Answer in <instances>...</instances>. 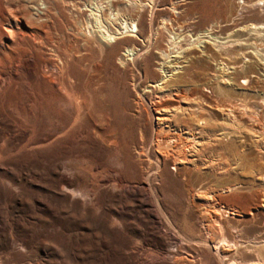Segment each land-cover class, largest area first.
<instances>
[{"label":"rangeland","instance_id":"1","mask_svg":"<svg viewBox=\"0 0 264 264\" xmlns=\"http://www.w3.org/2000/svg\"><path fill=\"white\" fill-rule=\"evenodd\" d=\"M231 263L264 264V0H0V264Z\"/></svg>","mask_w":264,"mask_h":264},{"label":"bare ground","instance_id":"2","mask_svg":"<svg viewBox=\"0 0 264 264\" xmlns=\"http://www.w3.org/2000/svg\"><path fill=\"white\" fill-rule=\"evenodd\" d=\"M129 24H127V25H125L124 26V34L125 33H138L140 30H139V28H138V26L136 25V23H132L131 25H129ZM121 32V31H120ZM123 33H121V34H123ZM119 34V33H118ZM105 36V39H106V41H115L117 38H116V36H117V34H111V33H109V32H107L106 33V35H104ZM134 37V36H133ZM173 39H177V38H173ZM172 39V40H173ZM133 50H130V49H128L127 50V52L125 53V55H127V56H132L133 55ZM134 56V55H133ZM164 56V55H163ZM135 57V56H134ZM170 57V56H169ZM165 58V57H164ZM167 59V58H166ZM170 59V58H169ZM169 59H167V60H169ZM165 63H167L166 62V60H165ZM178 68H180V67H178V66H176V67H174V69H178ZM165 75L162 77V78H160V80L159 81H157V82H155L154 84H152V85H150L149 87L151 88V89H162L163 88V84H165V82H166V78L169 76V75H167V72H165L164 73ZM169 78V77H168ZM178 108V107H177ZM178 110H179V108H178ZM162 112H160L161 114H163V113H165L166 114V111H165V109H162L161 110ZM167 115V114H166ZM176 115H177V113H176ZM176 115H174V116H172L171 117V119H175L177 116ZM158 121H160L161 123H157V127H161L163 124H162V118H158ZM174 133H175V135H177L176 137H171L170 139H168V141H169V144L170 145H174V144H177L176 142L177 141H180V137H182V135H181V133H178V132H176L175 130H174ZM158 134H161V132L160 131H158L157 132V135ZM188 137V139H189V142H187V141H185V142H181L180 143V145H178V146H175V149H179V148H181L180 146H187L186 148V150H191V149H193V146H194V144L196 145V143H198V141H197V137H195V135H188L187 136ZM179 165V162H177L176 164H175V167H173V170H175V171H177V166ZM230 213V212H229ZM226 241V240H225ZM220 247V246H219ZM216 248H217V246H216ZM216 250H218V249H216ZM220 250V249H219ZM221 253V252H220ZM222 258V257H221ZM227 260V259H226ZM235 262H238V261H235ZM242 263V262H241ZM232 264V263H231ZM238 264V263H237Z\"/></svg>","mask_w":264,"mask_h":264}]
</instances>
